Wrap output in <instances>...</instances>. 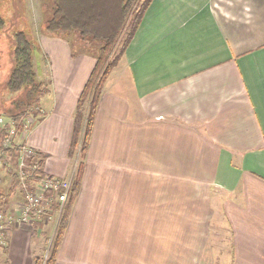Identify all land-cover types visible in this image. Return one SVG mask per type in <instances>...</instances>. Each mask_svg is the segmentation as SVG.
I'll use <instances>...</instances> for the list:
<instances>
[{"label":"crops","instance_id":"0c3cea01","mask_svg":"<svg viewBox=\"0 0 264 264\" xmlns=\"http://www.w3.org/2000/svg\"><path fill=\"white\" fill-rule=\"evenodd\" d=\"M35 34L48 91L25 143L43 176L69 185L95 59L43 25ZM83 161L54 264H264V0H150L104 83ZM57 194L45 192V212ZM23 202L18 189L13 212ZM57 212L35 231L9 223L5 264H33Z\"/></svg>","mask_w":264,"mask_h":264},{"label":"trees","instance_id":"16d2710c","mask_svg":"<svg viewBox=\"0 0 264 264\" xmlns=\"http://www.w3.org/2000/svg\"><path fill=\"white\" fill-rule=\"evenodd\" d=\"M149 2L150 0H46L44 30L51 34H57L61 38L69 39L73 34L88 38L89 48L92 50L88 54L94 57L95 64L78 97L73 114L68 156L75 158L77 154L79 158H77L73 180L63 205L56 204L50 212L60 210L49 250L45 256H34L33 264H54L56 261L58 250L68 227L73 204L80 190L84 168L83 160L89 148L104 83L133 37ZM2 26L3 20L0 17V28ZM12 58L13 66L6 82V89L12 94H18V99L12 100H18L12 104L15 106V111H10L9 116L15 120L20 131L23 122L29 116H36L37 104L48 90L47 84L38 79L32 43L21 31L14 34ZM21 93H24V96L19 98ZM3 136L4 132L0 131V143ZM10 156L14 160L17 158V152L10 149ZM29 161L36 165V169L27 180L28 184L43 176V160L40 154L36 153ZM6 173L11 178L12 190L16 188L21 190L19 179L13 169L6 168ZM46 194L53 197L50 191ZM6 207L7 200H4V196H0V212L6 214ZM31 215L35 217V214ZM40 222L41 220L35 218L34 231ZM47 237L46 242H49ZM3 242L0 244V248L5 253L7 251L5 237Z\"/></svg>","mask_w":264,"mask_h":264},{"label":"rangeland","instance_id":"374dc122","mask_svg":"<svg viewBox=\"0 0 264 264\" xmlns=\"http://www.w3.org/2000/svg\"><path fill=\"white\" fill-rule=\"evenodd\" d=\"M46 8V0H0V17L3 20V26L0 28V114L9 116L10 111H15V106L12 104L18 101H12L14 98L18 99V94H12L6 89V82L13 66L12 49L14 46L15 33L21 31L29 38L33 46L35 66L38 64V66L42 65L43 68L45 67L43 63L45 62V60H43L44 58H42L43 62L41 64L40 58L42 53L38 43L39 34H35V31L36 27L43 25V22L45 20ZM68 42L72 45V50L76 54H80L82 52L89 53L90 51H92L91 48H89L88 38L72 35V37L68 39ZM38 79H45V76L42 74L41 78L38 77ZM23 96L24 93L19 94V98H22ZM32 118L36 119L35 116H33ZM77 156L78 155L76 154V157L73 158L75 162H77L79 159ZM2 170L3 169H1L0 171ZM0 173V196H9V194L11 193L12 195L10 197L12 198L13 202H15V204H12L14 206L11 205V207L6 211L8 214L13 212L18 206V203H16L18 201V188L12 190L11 178L4 175L3 171ZM72 180L73 177L70 180V183L72 182ZM51 211H48V216H52L55 213H58L57 210H55L53 213H50ZM8 224V221L4 223L6 232L8 230ZM47 233V239L49 240V242L44 241L41 243L42 249L37 252V254H39L40 256L46 255L45 251L47 250L50 241H52V238L49 236L51 234L50 227H48ZM8 253L9 251H6L4 253L0 248V264H5V259H8Z\"/></svg>","mask_w":264,"mask_h":264},{"label":"built area","instance_id":"2783aa9c","mask_svg":"<svg viewBox=\"0 0 264 264\" xmlns=\"http://www.w3.org/2000/svg\"><path fill=\"white\" fill-rule=\"evenodd\" d=\"M36 120L29 116L22 124L19 131L15 120L11 116L0 114V131L4 136L0 143V169L11 168L17 175L20 182V188L24 192V202L19 213L11 212L3 214L0 212V244H3L5 234L4 223H34L35 218L38 220L50 217L45 211L49 204L45 196L47 190L58 192L57 199L62 206L65 202L70 184H64L51 176H42L40 179L28 184L27 180L32 176L36 165L29 161L37 153L32 147L25 143L28 131L35 124ZM10 149L17 152V158L14 160L10 156ZM32 162V163H31ZM38 183L40 188L33 186ZM63 185L65 191L59 192V186ZM61 209V208H60ZM31 214H35L32 217ZM4 226V227H3Z\"/></svg>","mask_w":264,"mask_h":264},{"label":"water","instance_id":"95a60500","mask_svg":"<svg viewBox=\"0 0 264 264\" xmlns=\"http://www.w3.org/2000/svg\"><path fill=\"white\" fill-rule=\"evenodd\" d=\"M52 238H53V236H52ZM51 240H52V239H51ZM50 244H51V241H50L49 246H48V248H47V250H46V254H47V252H48V250H49Z\"/></svg>","mask_w":264,"mask_h":264}]
</instances>
